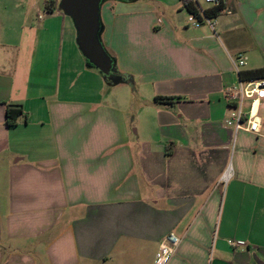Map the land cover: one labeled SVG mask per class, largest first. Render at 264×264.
<instances>
[{
	"label": "crops",
	"instance_id": "obj_1",
	"mask_svg": "<svg viewBox=\"0 0 264 264\" xmlns=\"http://www.w3.org/2000/svg\"><path fill=\"white\" fill-rule=\"evenodd\" d=\"M221 1L196 27L181 0H102L131 84L88 65L59 0L0 31V264H154L169 232L166 264H264V91L258 133L223 94L235 55L264 67V0Z\"/></svg>",
	"mask_w": 264,
	"mask_h": 264
},
{
	"label": "built area",
	"instance_id": "obj_2",
	"mask_svg": "<svg viewBox=\"0 0 264 264\" xmlns=\"http://www.w3.org/2000/svg\"><path fill=\"white\" fill-rule=\"evenodd\" d=\"M199 6L201 2L209 3L213 6L221 3V0H194ZM188 21L199 26L201 21L193 14L188 13ZM210 26H213L212 19L203 18ZM233 69L238 73L246 64V56L242 53L231 58ZM264 91V78L244 81L238 79L235 85H228L224 88L223 94L230 105V110L224 122L226 126L232 128L233 132L239 130L258 133L260 130V120L257 115V101L259 94ZM249 100L248 106L245 102ZM231 176V168L228 167L223 172L220 178L221 184H226ZM180 243V238L173 232L167 233L158 245L154 264H166L168 259L174 254L177 246Z\"/></svg>",
	"mask_w": 264,
	"mask_h": 264
},
{
	"label": "water",
	"instance_id": "obj_3",
	"mask_svg": "<svg viewBox=\"0 0 264 264\" xmlns=\"http://www.w3.org/2000/svg\"><path fill=\"white\" fill-rule=\"evenodd\" d=\"M102 0H59L58 8L70 17L76 30V43L88 65L112 78V58L98 38Z\"/></svg>",
	"mask_w": 264,
	"mask_h": 264
},
{
	"label": "trees",
	"instance_id": "obj_4",
	"mask_svg": "<svg viewBox=\"0 0 264 264\" xmlns=\"http://www.w3.org/2000/svg\"><path fill=\"white\" fill-rule=\"evenodd\" d=\"M181 1H182L183 7L187 10V12L193 14L200 21L203 20V18L212 19V18L218 16L224 10V6H223L222 2L219 3L218 5H215V6L211 5L210 7L202 8L194 0H181ZM98 38H99V41L101 42L100 30L98 33ZM101 44H102V42H101ZM102 46H103V44H102ZM103 48H104V46H103ZM105 51H106V49H105ZM107 54L112 58V61H113L112 62V68L114 71L112 72V75H113L112 78H108V77L104 76L100 71H98L96 69L102 75V77L104 78L106 83L117 84V83L124 82V83L131 84L130 76L127 73L119 71V69L117 68L114 57L111 56L108 52H107ZM90 67H92V66H90ZM92 68H94V67H92ZM238 78L240 80H244V81L263 79L264 78V67H259V68L249 69V70H240L238 72ZM154 99L156 101L162 100L164 102H168V100H169V98H162V97H155ZM21 113H22V111L20 108L7 107L6 111H5L6 125L7 126L16 125V119L19 115H21Z\"/></svg>",
	"mask_w": 264,
	"mask_h": 264
},
{
	"label": "rangeland",
	"instance_id": "obj_5",
	"mask_svg": "<svg viewBox=\"0 0 264 264\" xmlns=\"http://www.w3.org/2000/svg\"><path fill=\"white\" fill-rule=\"evenodd\" d=\"M31 3L32 0H0V31L5 32L9 26H16L20 19L30 22L39 16L37 4Z\"/></svg>",
	"mask_w": 264,
	"mask_h": 264
}]
</instances>
